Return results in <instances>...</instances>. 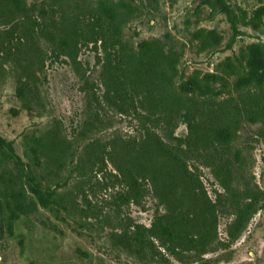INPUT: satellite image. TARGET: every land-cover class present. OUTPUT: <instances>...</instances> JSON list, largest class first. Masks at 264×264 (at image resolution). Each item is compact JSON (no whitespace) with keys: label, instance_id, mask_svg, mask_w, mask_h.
Masks as SVG:
<instances>
[{"label":"rangeland","instance_id":"374dc122","mask_svg":"<svg viewBox=\"0 0 264 264\" xmlns=\"http://www.w3.org/2000/svg\"><path fill=\"white\" fill-rule=\"evenodd\" d=\"M10 1L0 13V136L25 165L0 154V264H203L230 251L218 264H264V88L191 97L192 134L152 106L153 60L126 72L87 40L107 0ZM113 1L133 14L128 45L159 38L180 54L183 80L264 42L242 19L264 0ZM201 28L223 42L203 50ZM145 161L164 168L159 190ZM31 168L50 207L28 185ZM161 216L178 245L150 230Z\"/></svg>","mask_w":264,"mask_h":264},{"label":"trees","instance_id":"16d2710c","mask_svg":"<svg viewBox=\"0 0 264 264\" xmlns=\"http://www.w3.org/2000/svg\"><path fill=\"white\" fill-rule=\"evenodd\" d=\"M57 1L59 0H54V2ZM2 3V0H0V13H3ZM11 3L13 2L10 1ZM107 3L109 6L108 16L104 21H102L101 17L97 18L92 32L87 36V40L95 44L101 42L108 58L117 57L122 60L123 64L124 62L126 63V72L138 70L141 68V64L153 60L155 64L152 87L157 91V101L152 106L164 115L169 122L179 115L185 122L188 131L192 134H197L199 120L197 114L199 113H196L197 111L194 109L191 97L196 95L199 97L219 96L229 88L230 84L233 90L240 94L245 90L251 91L252 87L263 90L264 42H252L240 47L237 54L229 55L223 59L214 72L203 74L195 71L187 79L183 80L178 68L180 54L173 49L166 51L160 44L161 40L159 38L142 39L137 47L132 49L128 42L124 40L123 30L133 14L124 10L125 3L122 1L107 0ZM21 5H24L23 1H21ZM98 12L101 16V12ZM243 18L246 25H250L254 30L264 33V5L257 8L247 20L246 12L243 10ZM195 37L199 40L203 50L220 45L224 39L217 29L206 28L196 31ZM218 82H220V86L217 85ZM112 84L111 82L110 86ZM119 94H121V91L114 89L112 97H117ZM148 95L151 96V94ZM249 107L251 108V105ZM249 107L245 110L247 116L252 117L254 116V111ZM201 139L202 137L199 138V141ZM2 152L14 159L20 167L25 165L21 156L12 145L0 136V154ZM43 155L48 156L45 153ZM162 159L164 160V157ZM155 161H157V158H155ZM152 162L154 160L150 159V163ZM143 170L144 175L153 182L156 190H159V180L164 168L155 170L145 161ZM26 179L40 204L44 207H50L52 192L42 187L32 168L26 171ZM162 217L158 218L150 230L155 234V237L166 238L170 246L178 245L180 240L178 231L170 225L164 224ZM233 252L220 254L215 258L202 259V262L203 264H218L221 261H229Z\"/></svg>","mask_w":264,"mask_h":264}]
</instances>
